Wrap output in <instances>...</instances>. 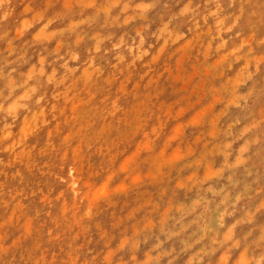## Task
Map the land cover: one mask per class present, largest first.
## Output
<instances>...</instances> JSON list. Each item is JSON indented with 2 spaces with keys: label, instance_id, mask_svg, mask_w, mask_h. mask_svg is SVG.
<instances>
[{
  "label": "clouds",
  "instance_id": "clouds-1",
  "mask_svg": "<svg viewBox=\"0 0 264 264\" xmlns=\"http://www.w3.org/2000/svg\"><path fill=\"white\" fill-rule=\"evenodd\" d=\"M0 264H264V0H0Z\"/></svg>",
  "mask_w": 264,
  "mask_h": 264
}]
</instances>
